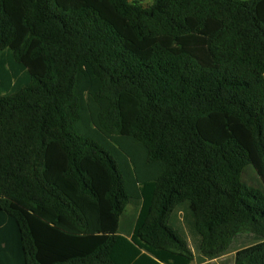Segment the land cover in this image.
Returning <instances> with one entry per match:
<instances>
[{"label":"trees","instance_id":"1","mask_svg":"<svg viewBox=\"0 0 264 264\" xmlns=\"http://www.w3.org/2000/svg\"><path fill=\"white\" fill-rule=\"evenodd\" d=\"M243 234L234 264H264V0H0V264H191Z\"/></svg>","mask_w":264,"mask_h":264},{"label":"crops","instance_id":"2","mask_svg":"<svg viewBox=\"0 0 264 264\" xmlns=\"http://www.w3.org/2000/svg\"><path fill=\"white\" fill-rule=\"evenodd\" d=\"M245 173L248 175L249 184H254V185L260 184V180L252 168H247ZM244 180H245V177H244ZM132 226L128 224L126 229L122 228L124 231L119 230V232H121L119 234L125 238H129V236L131 235ZM258 242L259 240L255 239L253 236L243 234L234 240L232 246L230 247L229 252L224 254L223 256L213 259V260H204V261L200 260L197 256H195L191 264H234L235 252L238 249L256 244ZM226 259H228V261H226Z\"/></svg>","mask_w":264,"mask_h":264},{"label":"rangeland","instance_id":"3","mask_svg":"<svg viewBox=\"0 0 264 264\" xmlns=\"http://www.w3.org/2000/svg\"><path fill=\"white\" fill-rule=\"evenodd\" d=\"M138 3H140L142 6H148L150 5L153 0H136ZM245 177V181L249 182L248 180V175L245 173L244 175ZM138 209H139V203L138 202H131L127 208H126V211L125 213L123 214L122 216V219H121V226H120V230L121 231H124L123 229H126L128 224L130 226L133 225L134 223V219H135V216L138 212ZM177 218H178V224H180L182 226V230H183V233L186 234V230H185V225L183 223V220H182V215L180 213L177 214ZM171 227H173L174 230L177 231V233L183 238V234L181 233V231L178 230V228L173 224H169ZM123 228V229H122ZM121 233V232H119ZM188 235V234H187ZM226 261H228V259H226Z\"/></svg>","mask_w":264,"mask_h":264}]
</instances>
